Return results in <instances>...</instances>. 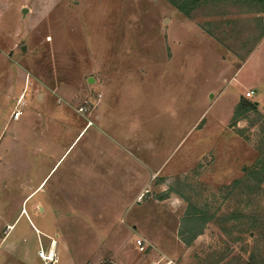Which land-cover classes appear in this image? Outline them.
Segmentation results:
<instances>
[{
    "label": "rangeland",
    "instance_id": "rangeland-1",
    "mask_svg": "<svg viewBox=\"0 0 264 264\" xmlns=\"http://www.w3.org/2000/svg\"><path fill=\"white\" fill-rule=\"evenodd\" d=\"M173 1L0 0V264H264V4Z\"/></svg>",
    "mask_w": 264,
    "mask_h": 264
},
{
    "label": "trees",
    "instance_id": "trees-1",
    "mask_svg": "<svg viewBox=\"0 0 264 264\" xmlns=\"http://www.w3.org/2000/svg\"><path fill=\"white\" fill-rule=\"evenodd\" d=\"M201 0H174L173 3L178 8L179 11L188 15L189 12L199 6ZM264 4V0H262ZM256 110V104L252 103L246 99H241L240 103L238 104L234 119L237 120L238 118L242 117L243 115ZM253 175L256 176L259 181L264 180V155L263 157L256 163L253 169ZM203 213L200 210L192 207L187 212V232L190 234L188 237L187 233L181 232L180 238L184 244L190 245L193 239L198 235L196 226L199 224H205V220L203 217ZM200 226V225H199Z\"/></svg>",
    "mask_w": 264,
    "mask_h": 264
},
{
    "label": "built area",
    "instance_id": "built-area-1",
    "mask_svg": "<svg viewBox=\"0 0 264 264\" xmlns=\"http://www.w3.org/2000/svg\"><path fill=\"white\" fill-rule=\"evenodd\" d=\"M255 94L254 91H250L246 93V97L251 98ZM87 109L80 108L79 112L85 113ZM22 115V112L17 111L14 113V119L18 120ZM134 245L136 250L146 255L150 264H179L177 261L172 260L164 251H162L157 245L148 241L147 239L137 236L134 240ZM42 259L52 260L55 257V252L52 250L49 254L45 255L44 252H41Z\"/></svg>",
    "mask_w": 264,
    "mask_h": 264
},
{
    "label": "crops",
    "instance_id": "crops-1",
    "mask_svg": "<svg viewBox=\"0 0 264 264\" xmlns=\"http://www.w3.org/2000/svg\"><path fill=\"white\" fill-rule=\"evenodd\" d=\"M262 42H264V37L262 39ZM255 51H256V49H255ZM255 51H253L245 59V61H243V63H241V65H239V67L235 70V74H234V76L236 78L237 85L239 86V88L241 90L245 89L246 92L254 91L255 92L254 96H256V94L258 93V88L254 84L259 83L261 79H264L263 78V76H264L263 75L264 74V57L261 56L262 58H254L256 55V54L254 55ZM250 66H251V70H253L254 75H252V78H250V80H248L247 77H242L241 75H243L242 73L246 69H248ZM244 76H247V75L244 74ZM263 100H264V98H263ZM82 134L83 133H81L79 135V137Z\"/></svg>",
    "mask_w": 264,
    "mask_h": 264
},
{
    "label": "bare ground",
    "instance_id": "bare-ground-1",
    "mask_svg": "<svg viewBox=\"0 0 264 264\" xmlns=\"http://www.w3.org/2000/svg\"><path fill=\"white\" fill-rule=\"evenodd\" d=\"M55 244V243H54ZM52 250H54V249H52Z\"/></svg>",
    "mask_w": 264,
    "mask_h": 264
}]
</instances>
